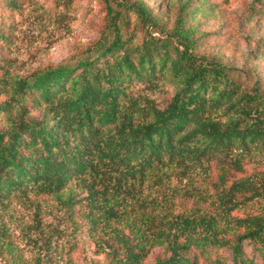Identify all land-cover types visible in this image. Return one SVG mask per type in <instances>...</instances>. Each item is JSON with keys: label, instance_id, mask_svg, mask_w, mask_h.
Masks as SVG:
<instances>
[{"label": "trees", "instance_id": "1", "mask_svg": "<svg viewBox=\"0 0 264 264\" xmlns=\"http://www.w3.org/2000/svg\"><path fill=\"white\" fill-rule=\"evenodd\" d=\"M4 6L15 9L17 3L6 0ZM187 9L182 5L174 35L147 32L140 44L122 34L126 12L111 10L107 38L86 56L15 83L14 99L33 100L42 111L32 116L23 105L0 130V199L28 188L59 194L72 180L104 172L124 183L141 181L188 162L217 160L235 174L246 173L244 155L264 146V95L258 87L247 92L225 67L193 54L182 21ZM131 11L149 18L138 5ZM7 40L0 32V42ZM167 75L178 80L179 89L165 109L151 101L141 106L127 93L132 83L153 87ZM221 109L251 123L222 122L213 117ZM228 183L223 176L220 185ZM121 186L117 192H124ZM218 198L226 210L222 217L172 221L163 234L167 257L156 264H198L191 253L207 248H228L235 264H253L244 246L264 264V217L232 216L264 201V173L234 179ZM232 232L233 241L227 238ZM146 251H129L124 262L140 264Z\"/></svg>", "mask_w": 264, "mask_h": 264}, {"label": "rangeland", "instance_id": "2", "mask_svg": "<svg viewBox=\"0 0 264 264\" xmlns=\"http://www.w3.org/2000/svg\"><path fill=\"white\" fill-rule=\"evenodd\" d=\"M14 1L17 7L11 9L0 0V32L8 39L0 42V130L23 105L32 116L42 111L34 108L33 100L14 99L15 83L86 56L107 38L111 10L126 12L129 22L122 34L140 44L147 32L174 35L181 7L188 5L182 21L191 32L193 54L225 67L247 92L258 87L264 95V0ZM133 5L149 18L138 17L131 11ZM129 87L128 95L141 106L151 101L160 110L179 89L178 80L170 75L153 87L141 83ZM213 117L225 123L237 119L251 123L224 109ZM243 160L244 175L210 160L171 165L145 180L126 183L116 174L99 173L72 180L54 195L21 190L0 199V264H126L129 251L140 250H147L140 264H156L167 257L163 234L170 232L172 221L222 217L226 210L218 194L234 179L264 173V146ZM223 176L228 177L225 186L220 185ZM116 185L124 192H117ZM255 215L264 217V201L232 213L239 219ZM234 235L227 238L233 241ZM244 253L253 264H263L250 247L244 246ZM190 257L198 264H235L228 248L195 250Z\"/></svg>", "mask_w": 264, "mask_h": 264}]
</instances>
